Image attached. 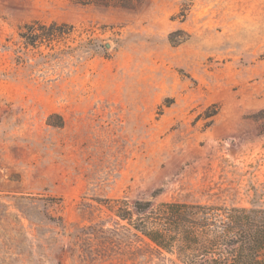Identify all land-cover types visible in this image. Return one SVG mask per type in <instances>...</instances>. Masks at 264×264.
I'll use <instances>...</instances> for the list:
<instances>
[{
  "label": "rangeland",
  "instance_id": "rangeland-1",
  "mask_svg": "<svg viewBox=\"0 0 264 264\" xmlns=\"http://www.w3.org/2000/svg\"><path fill=\"white\" fill-rule=\"evenodd\" d=\"M221 195L264 208V0H0V264H174L113 210Z\"/></svg>",
  "mask_w": 264,
  "mask_h": 264
},
{
  "label": "trees",
  "instance_id": "trees-1",
  "mask_svg": "<svg viewBox=\"0 0 264 264\" xmlns=\"http://www.w3.org/2000/svg\"><path fill=\"white\" fill-rule=\"evenodd\" d=\"M70 32L65 24L34 22L18 36L24 46L35 47ZM113 211L174 264H264V208L241 207L221 195L206 203L136 204L135 221L127 207Z\"/></svg>",
  "mask_w": 264,
  "mask_h": 264
},
{
  "label": "water",
  "instance_id": "water-1",
  "mask_svg": "<svg viewBox=\"0 0 264 264\" xmlns=\"http://www.w3.org/2000/svg\"><path fill=\"white\" fill-rule=\"evenodd\" d=\"M106 48H108V45L106 46Z\"/></svg>",
  "mask_w": 264,
  "mask_h": 264
}]
</instances>
